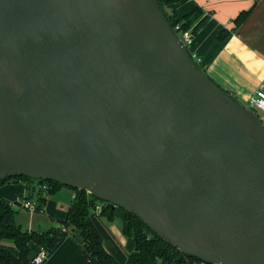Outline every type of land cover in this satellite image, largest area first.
<instances>
[{
	"label": "water",
	"instance_id": "95a60500",
	"mask_svg": "<svg viewBox=\"0 0 264 264\" xmlns=\"http://www.w3.org/2000/svg\"><path fill=\"white\" fill-rule=\"evenodd\" d=\"M53 180L182 253L264 264V125L158 0H0V180Z\"/></svg>",
	"mask_w": 264,
	"mask_h": 264
},
{
	"label": "trees",
	"instance_id": "16d2710c",
	"mask_svg": "<svg viewBox=\"0 0 264 264\" xmlns=\"http://www.w3.org/2000/svg\"><path fill=\"white\" fill-rule=\"evenodd\" d=\"M175 1L178 0H158L171 25L179 24L175 32L195 33L207 22L209 16L197 4L179 17L166 13L164 6ZM247 14L248 10L240 11L233 19L235 25L241 24ZM227 33L221 30L217 38L222 39ZM10 179L25 182L28 192L25 199L35 190L32 182L38 184L37 209L46 201L42 185L47 195L63 186L73 189L74 195L60 225L40 231L22 228L16 221L17 209L0 196V264H31L34 254L27 245L31 240L45 248L47 254L41 264H186L196 259L163 240L131 211L118 205L110 206L83 188L17 175L1 179L0 184ZM97 203H101L98 213L94 211ZM115 216L121 219L123 244L114 238L107 225ZM2 240L10 241L16 252L2 245Z\"/></svg>",
	"mask_w": 264,
	"mask_h": 264
},
{
	"label": "crops",
	"instance_id": "0c3cea01",
	"mask_svg": "<svg viewBox=\"0 0 264 264\" xmlns=\"http://www.w3.org/2000/svg\"><path fill=\"white\" fill-rule=\"evenodd\" d=\"M195 4L209 18L195 33H190L186 44L189 52L215 82L245 103L260 85L264 90V0H178L166 4L164 10L179 17ZM242 10H248V14L236 26L233 19ZM221 30L228 33L219 39ZM32 185L35 190L25 199L28 194L25 182L10 179L0 184V196L12 205L23 200L34 203L29 208L20 205L29 211L26 217L17 210L16 221L22 228L45 230L55 226L53 220L65 219L74 190L60 188L51 195L45 194L46 201L37 209L38 184L32 182ZM1 244L16 252L12 244Z\"/></svg>",
	"mask_w": 264,
	"mask_h": 264
},
{
	"label": "built area",
	"instance_id": "2783aa9c",
	"mask_svg": "<svg viewBox=\"0 0 264 264\" xmlns=\"http://www.w3.org/2000/svg\"><path fill=\"white\" fill-rule=\"evenodd\" d=\"M175 29L179 28V24H176L174 27ZM178 36L183 40L185 44H187L190 41L191 34L189 30H185L182 32H176ZM249 110L253 111L257 114L259 117L260 122L264 125V90L262 89V85H260L253 94H251L244 105ZM43 189V195L45 196V186L42 185ZM20 205L23 207H33L34 203L29 200H23L20 202ZM101 208V203H97L94 206V211L98 213ZM46 251L44 249H40L38 252H36L33 257L31 258L30 263L31 264H41L44 259L46 258ZM189 260L186 264H220V263H214V262H207L203 259L197 258Z\"/></svg>",
	"mask_w": 264,
	"mask_h": 264
},
{
	"label": "rangeland",
	"instance_id": "374dc122",
	"mask_svg": "<svg viewBox=\"0 0 264 264\" xmlns=\"http://www.w3.org/2000/svg\"><path fill=\"white\" fill-rule=\"evenodd\" d=\"M165 10H166V9H165ZM242 104L245 105L244 102H242ZM61 188H63L62 190H64V191H65V190H66V191H70V190H72L71 188H69V187H65V186H63V187H61ZM33 195H35V192L32 194V196H33ZM54 198H55V197H54ZM13 206H14V205H13ZM14 207L18 210V214H19L20 216H25V217L28 216L29 211L26 210V209H24V208H21V206H20L19 203H16V205H15ZM51 223H52L53 225H55V226L60 225V222H59V221H56V220H53ZM107 225H108L110 231L112 232L114 238H115L118 242H120L121 244H123V242H124V236H123V234H122V232H121V219H120V217H119V216H115V217L113 218L112 221L107 222ZM2 243H5V244H9V245H11L10 241H7V240H2ZM27 245H28V247H29V249H30V252L33 253V254H35L36 252H38L40 249H44V250H45V248H43L41 245L35 243V242L32 241V240H31V241H28V242H27ZM14 251H15V250H14Z\"/></svg>",
	"mask_w": 264,
	"mask_h": 264
}]
</instances>
